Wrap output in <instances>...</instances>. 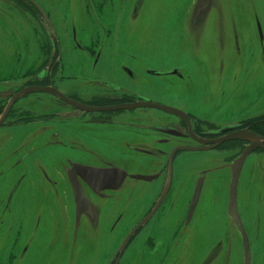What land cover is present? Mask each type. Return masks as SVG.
Wrapping results in <instances>:
<instances>
[{"label":"flooded vegetation","instance_id":"obj_1","mask_svg":"<svg viewBox=\"0 0 264 264\" xmlns=\"http://www.w3.org/2000/svg\"><path fill=\"white\" fill-rule=\"evenodd\" d=\"M222 1L225 2L208 0L206 6L200 7L197 0H192L187 10L192 7L190 27L196 29L193 33L198 31L202 37L212 33L213 24L210 26L209 21L212 15L219 19ZM262 1L264 4V0ZM58 2L3 0L0 3V65L4 67L5 61L12 62L8 70L0 66V144L18 126H39L37 131L23 133L33 135L29 145L37 144L39 148L53 152L67 149L71 153L67 159L72 161L66 168L68 162L64 160L61 164L62 158L55 159L52 166L48 163L44 166L34 162L40 156L36 154L37 156L31 157L29 149L22 153L21 160L27 159L26 165L29 168L19 175L6 197L4 192L0 199V217L8 216V233L13 237L16 228L22 239V235H25L24 225L30 223L27 228L32 229L37 223L36 217L38 226L43 231L48 227V219L51 226L55 225L54 220L60 223L62 218L66 229L77 230L78 213L81 220L88 218L91 222V217L97 211L94 200L119 190L126 178H132L127 170L118 165L121 163L115 160L95 165L76 159L75 155L80 153V149L90 147L87 143L88 138H91L89 133L97 129L111 135V141L106 142L107 148L122 157L126 156L127 166L134 167L138 173L136 175L147 176L149 179L132 178L135 181H148L145 182L146 190L135 201L137 212L133 227L146 222L137 232L141 228H147L150 235L141 242L137 236V264H143L145 246L152 239L153 227L159 231L166 229L165 232L169 231L172 236L177 235L173 243L175 247L180 246L177 238L181 233L184 238L191 231L194 232L195 210L204 189L207 171L210 174H228V206L233 169L238 165L235 160L254 141L247 137L235 138L239 133L253 134L261 142H256L260 144L249 152L242 163L236 186V211L247 236L248 228L252 234L250 221L251 224L254 222L256 233L264 235V168L254 167L252 171L249 169L251 153L264 151V74L251 73L256 63L262 66L261 71L264 70V22L261 7L259 8L260 0H247L245 3L248 14L244 23L256 27L255 35H251L254 40L247 50L240 52L235 23L230 22L227 31L231 32L228 35L224 34L222 26L220 30H216V81L212 88L210 83H203L200 92L204 97L198 100L195 99L198 88L194 86L197 84L190 87L192 83L181 82L185 78L180 75L187 70L180 66L170 69L153 68L144 57H135V52L121 49L124 48L121 43L125 35L121 28L118 34H111L103 22L110 12L113 17L120 19L118 21L125 20L126 28L128 23L140 16L144 6L152 4L151 0L143 4L134 18L137 0ZM185 5L186 2L182 6ZM158 11L155 15L143 14V19L155 16L154 21L161 20ZM175 39L178 41L176 37ZM232 40L234 47L226 44ZM227 49L234 50V57L225 60L221 55ZM103 53L107 61H112V65L117 67V79L121 80L123 76L127 83L123 84L115 79L103 81L101 76L95 78L93 73L97 60ZM173 53L181 57L179 52L173 50ZM84 55L93 59L92 65L78 71V66L84 65L81 61ZM242 58L245 61L239 62ZM210 63L207 61V64ZM238 63L245 64L243 70L240 71ZM205 72L203 69V74ZM166 79L168 82H164ZM158 81L161 83L157 84ZM206 86L208 90L204 89ZM163 91L173 97V100L159 98ZM154 105L169 107L172 112L153 107ZM47 126L56 130L52 131ZM70 127L75 129V133L71 132ZM209 151L228 155L215 170L201 168L205 161L204 152ZM179 163L182 164V171L178 173ZM11 167V164H0V181L11 174ZM120 170L126 173L125 178L119 179ZM22 180L28 186L29 183L32 185L33 193L28 196L30 191L26 189L28 195L22 198L19 196L13 201ZM57 180L65 181L69 188L72 217L68 212H59L58 207L61 208V205H55L58 213L45 218L44 201L36 212L34 210L37 196L44 197L45 187L54 188ZM199 181L202 183L198 186ZM152 192L156 196L148 199ZM195 193L198 197L194 206ZM156 206L152 216L144 221ZM15 212L17 217L13 216ZM123 215L117 214L109 230H113ZM155 216L159 221H156ZM224 224V233L231 228L239 235L237 227L230 223L227 209ZM249 240L251 241V236ZM30 241L31 238L26 236L21 251L29 256L37 254L35 258L40 259V264L44 250L35 249L34 243ZM128 244L121 252L116 253L117 257L112 264L129 262L124 259L122 263ZM261 246L264 253V241ZM184 247L185 245L183 249L187 250ZM93 251L91 242L89 249L85 252L82 250V254ZM106 254L107 250L103 252L104 260Z\"/></svg>","mask_w":264,"mask_h":264},{"label":"rangeland","instance_id":"obj_2","mask_svg":"<svg viewBox=\"0 0 264 264\" xmlns=\"http://www.w3.org/2000/svg\"><path fill=\"white\" fill-rule=\"evenodd\" d=\"M2 1L3 0H0V3ZM58 1V3H61L62 0ZM224 1L225 2L222 1L220 3L222 10L220 17H223L222 20H220V17L219 19L217 17L213 18L212 15L209 21L210 26L213 24L211 27L212 33L207 34L204 37H202L198 31L193 33L196 29L190 27L192 7L188 9L189 11L187 8L192 0H151L152 4L144 6L140 16L133 22L128 23L126 28V21H118L120 19L115 16L113 17V14L110 12L106 14L107 16L111 14L110 16H105L108 20L104 19L103 22L111 34H118V31L121 28L125 34L124 37H122L121 43V46L124 48L121 47V49L135 52V57H144L149 61V65L153 68L170 69L172 67L180 66L187 70V72L180 75H183L185 78L184 80H181V82L186 84L192 83L190 87H192L194 83L197 84L194 86H197L198 88V95L195 97V99L198 100L200 97H204L200 92L201 87L203 88V83H210L212 88L216 81L215 61L218 56L216 48L217 43L215 42L216 30H220L222 26L225 31L224 34L228 35L231 32L227 31L230 22L231 24L235 23V30L237 32L236 34L240 44L239 47L241 53L247 50L251 42H253L254 39L251 37L252 33H254V35L256 33V27L254 25H246L244 23L248 14V10H245V3L247 0H232L231 3L226 2L227 0ZM148 2H150V0L145 1V3ZM185 2L187 5L183 7L182 5ZM259 8L264 22V4L262 0H260ZM157 11L161 20L154 21L155 16L152 19H143V14L155 15ZM124 19L126 18L124 17ZM110 21L112 22L107 24V22ZM219 22L220 25L218 27ZM181 23L183 24L180 27ZM251 27L253 28V31ZM175 37L178 41H176ZM86 44L85 47H87L88 51L93 55L92 50ZM226 44L232 47L234 41L232 40L230 43ZM172 46L175 47L173 48ZM173 50L174 52H179L181 57H177V54L173 53ZM257 50L261 52L260 48ZM221 56L225 60L231 59L234 57V50H223ZM240 56L242 57L243 55ZM81 61L84 65L81 64V66H78V71L90 67L93 59H89L87 55H84ZM97 61L96 70L93 73L95 78L101 76L103 81L115 79L123 84L127 83L123 76L121 80L117 79L115 76L117 67L112 65V61H107V57L104 53ZM207 61H210L211 63L207 64ZM243 61L245 60L242 58L239 62ZM11 63L12 62L10 61H5L4 67L0 66L3 69L8 70L10 69L8 67ZM238 65L240 71L245 67V64L242 63H238ZM253 67L254 69L251 72L253 75L264 74V70L261 71L262 66H258V63L253 65ZM203 69L206 70L204 74ZM175 81L176 80H173V82ZM164 82H168V80L166 79ZM159 83L161 82L158 81L157 84ZM158 86L162 87L163 85ZM258 86L259 85H257V87ZM78 87H80L79 84ZM206 88L208 90L207 86L204 89ZM162 93L161 96H158L159 98L173 100V97L169 96L167 92L163 91ZM15 129L16 130H13V132L6 135L2 144H0V164L7 163L12 165L11 174L0 181V199L4 192V197H6V194L19 178V175L29 168V166L26 165L28 160H21V157L23 156L22 153L26 149L30 150L31 157L36 154L40 156L34 162L40 163L44 166H47L48 164L49 166H52L55 159L60 160L61 158V164L64 160L65 162H68L65 168L70 162H72L71 159H67V157L71 155L67 149L53 152L39 148L37 144L29 145L33 135H30V133H23L29 132L30 130L31 132L37 131L40 129L39 126L33 127L32 125H26L22 127L18 126ZM49 129L52 131L56 130L54 127H49ZM71 132L75 133V129L71 128ZM89 135L91 138H88L87 143L90 147L80 149L78 155L72 153L78 161L102 165L106 161L115 160L116 162L121 163L118 165L127 170V173L130 175L138 174L134 167L127 166L128 158H126V156L122 157V155L115 154L107 148L108 146L106 145V142L111 141L109 139V136L111 135L105 134V132H99L97 129H93ZM204 154H206L204 156L205 161L201 168H205V170H209L208 168H214V170L219 168L220 164L223 163L228 156L227 154H222L221 152L216 151L204 152ZM249 160V163H251L249 169L251 171L254 167L258 169L264 168V151H253L249 156ZM181 165L182 164L179 163L178 173L179 171H182ZM30 167L32 168V165H30ZM184 168L186 169V166H184ZM51 178L54 177L51 176ZM228 181L229 177L226 172L210 174L207 171L204 178V189L195 210L194 217L196 219V226L194 232L191 231L189 235L184 236V238L181 233L177 238V242L180 246L175 247L173 243L175 242L177 235L172 236L169 231L165 232L166 229L159 231L156 227H153L152 239L145 246L143 264H225L226 262L227 264H244L240 236L231 228L224 233ZM124 182L125 183L119 190L94 200L97 211L95 212V216L91 217V222L88 218L81 220L80 213H78V229L74 230V228H72V231L69 229L70 236L77 244L81 253L82 250L85 252L87 248L89 249L91 242L96 246V250L85 254L84 259L79 264H112L117 257L116 253L127 235H130L127 240V244H129L126 249L128 251L126 250L123 255L122 263L124 259H126L129 260V262L125 264H137V236H139L138 239H140L141 242L146 236L150 235L147 228H141L137 232V229L142 225L144 226L146 222H140L133 227L137 212V204H135V201L137 202V197L146 190L147 187L145 186V182L148 181H135L132 178H126ZM27 184L28 183L25 180H22L18 191L13 197V201H16L19 196L22 198L28 195L26 189L30 191L28 196L33 193L32 185L29 183L28 186ZM55 185L54 188L45 187L46 193L44 197L37 196L34 201L35 212L38 210V206L41 202L44 201L46 204L45 218L49 215L58 213L55 205H61V208L58 207L59 212H68L72 217L73 213L70 210L72 202L68 186L65 181L62 182L60 180H57ZM155 196L156 193L152 192L148 199H153ZM10 201L11 199H9V203ZM118 213H123L124 215L117 225L112 228L113 230H109V226L115 221ZM13 216L17 217L16 212L13 213ZM7 217V215L0 217V264H39L38 262L40 259L35 258L37 254L29 256L21 251L22 240L18 232H16V228L13 237L12 234L8 233ZM10 217L12 216L10 215ZM156 221H159L157 217ZM165 222L167 221L165 220ZM250 225L252 234L250 233V228H248V239L251 236V241L249 240L251 264H264V253L261 246V243L264 241V235L262 233H256L255 228H253L254 222L251 224L250 221L249 227ZM134 234L135 236L133 237ZM10 240L13 241V244ZM183 245H185L184 248L187 250L183 249ZM105 250H107V254L105 256L106 259L104 260L103 252Z\"/></svg>","mask_w":264,"mask_h":264},{"label":"bare ground","instance_id":"obj_3","mask_svg":"<svg viewBox=\"0 0 264 264\" xmlns=\"http://www.w3.org/2000/svg\"><path fill=\"white\" fill-rule=\"evenodd\" d=\"M36 225L32 229L27 228L30 223L24 225V233L22 235V244L25 243V237L31 238V243H34L35 249H43L44 254L40 264H79L84 259V254L80 252L75 241L70 236L69 229L65 228V223L62 218L60 221H53V224L43 231L38 226V217L35 218ZM15 231V230H14ZM14 234V232H13ZM93 250L96 246L92 244ZM25 254V253H24Z\"/></svg>","mask_w":264,"mask_h":264},{"label":"water","instance_id":"obj_4","mask_svg":"<svg viewBox=\"0 0 264 264\" xmlns=\"http://www.w3.org/2000/svg\"><path fill=\"white\" fill-rule=\"evenodd\" d=\"M144 3H145V0H137V4L135 6L136 8L133 11V18L136 17V15L139 13V11L141 10ZM207 4H208V0H197V5L200 7H202L203 5L206 6ZM259 31H260V29H259ZM138 106H142V105H138ZM153 107H157V108L163 109L165 111L172 112V109L169 107H166V106L160 107V106L154 105ZM246 137L248 139L254 140V141L252 142L253 145L250 146L249 148L245 149L235 160V162L238 165L234 166V169H233L231 186L229 187L227 214H228V217L230 218L231 225L233 224L238 229L239 236L241 239L244 264H251L249 239H248V236H247V234H246V232L242 226L239 215L237 214V211H236L235 195H236V190H237L236 186H237V182H238L239 172H240L242 163H243L245 157L249 154V152L254 150L256 148V146L260 144V143L256 144V142H259L260 139H259V137L255 136L253 134L252 135H249V134L246 135L245 133H239V134H237V136H235V138H239V139H246ZM217 142H220V141H217ZM217 142H215V144ZM125 174L126 173L124 171L119 172V179L125 178L126 177ZM129 176L132 178L134 177V178H138V179H142V180H149L147 176H142V175H129ZM200 183H202V181H199L197 185L199 186ZM198 186H197V190H198ZM197 190H196V193H197ZM196 193H195V196H196ZM195 196H194V199H195ZM197 197H198V194L196 196L194 206H195V203L197 202ZM156 208H157V206L153 209V211L149 214V216L144 221H146L147 219H149L152 216V214L156 210ZM129 236L130 235H127L124 238V240H123V242H122L117 253L121 252L122 249H124L125 245L128 242L127 240L129 239ZM225 264H227V262Z\"/></svg>","mask_w":264,"mask_h":264}]
</instances>
